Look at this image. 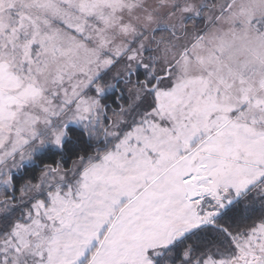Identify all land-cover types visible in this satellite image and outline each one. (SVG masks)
Returning a JSON list of instances; mask_svg holds the SVG:
<instances>
[{"label": "snow or ice", "instance_id": "obj_1", "mask_svg": "<svg viewBox=\"0 0 264 264\" xmlns=\"http://www.w3.org/2000/svg\"><path fill=\"white\" fill-rule=\"evenodd\" d=\"M0 264H264V0H0Z\"/></svg>", "mask_w": 264, "mask_h": 264}]
</instances>
